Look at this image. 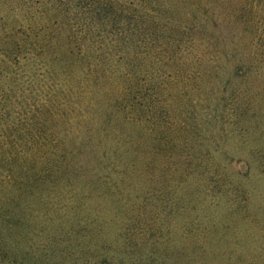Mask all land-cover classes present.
Segmentation results:
<instances>
[{"label": "rangeland", "instance_id": "obj_1", "mask_svg": "<svg viewBox=\"0 0 264 264\" xmlns=\"http://www.w3.org/2000/svg\"><path fill=\"white\" fill-rule=\"evenodd\" d=\"M149 1L90 32L82 66L0 43V264H264V38L246 0H181L134 30ZM104 103L137 119L134 168L40 169Z\"/></svg>", "mask_w": 264, "mask_h": 264}, {"label": "trees", "instance_id": "obj_2", "mask_svg": "<svg viewBox=\"0 0 264 264\" xmlns=\"http://www.w3.org/2000/svg\"><path fill=\"white\" fill-rule=\"evenodd\" d=\"M15 1L20 0H13ZM27 1H29L28 4L17 10L12 9L10 14L9 12L0 14V23H2L0 24V43L3 44L1 53L8 57L16 55L17 50L46 45L54 57L50 59L58 64L65 62L67 66L73 64L82 66L89 60L86 54L81 55L80 46L95 28L101 32L102 29L111 25V22L115 26L133 27L132 22L140 17L139 14L144 9L139 10V7L145 2V0ZM77 1L78 4L74 7L73 2ZM179 1L181 0H150L147 4L150 5L148 9L153 12L149 16L151 19H148L149 21L143 19L144 21L142 20L140 25L136 24L133 29L138 31L143 24H149L147 22L150 21L155 25L162 22L168 24L169 16H174ZM246 1L240 4L237 16L250 24H252L251 21H255L256 24H252L250 28L254 30L255 36L261 32L258 38H264V26L257 25L259 21L256 19V17L264 19V0L259 1L260 10H255L256 6L253 1ZM259 12H262L263 16ZM187 24L186 26L191 29L198 26L192 23ZM77 28H81L82 31H78ZM145 28L148 27L141 29ZM80 37L84 39L81 40ZM76 46L79 49H74ZM41 50L40 52L44 55V49ZM88 64L91 65L90 61ZM100 77V72L94 74V80L97 83ZM119 108L115 103L107 105L104 103L91 117L84 120L83 125L78 124L77 138L79 140L75 139L68 145L61 146L62 149L55 159H47L40 169H72V171L80 172L82 170L92 172L98 169L115 170L118 158L124 155L129 158L128 165L134 168L138 131L135 126L128 130V124L135 125L137 119L125 114L120 115ZM105 156H110L109 162L106 161ZM36 158L32 156L31 159L36 160ZM112 159L116 163H112ZM34 163L32 162L28 167L22 164L18 169H36ZM9 169H14V167L9 165Z\"/></svg>", "mask_w": 264, "mask_h": 264}]
</instances>
